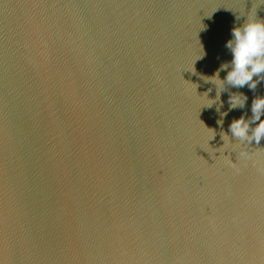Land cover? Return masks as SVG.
<instances>
[{
  "label": "water",
  "instance_id": "95a60500",
  "mask_svg": "<svg viewBox=\"0 0 264 264\" xmlns=\"http://www.w3.org/2000/svg\"><path fill=\"white\" fill-rule=\"evenodd\" d=\"M252 10L0 0V264H264V138L228 132L264 80L204 79Z\"/></svg>",
  "mask_w": 264,
  "mask_h": 264
},
{
  "label": "clouds",
  "instance_id": "9594fccd",
  "mask_svg": "<svg viewBox=\"0 0 264 264\" xmlns=\"http://www.w3.org/2000/svg\"><path fill=\"white\" fill-rule=\"evenodd\" d=\"M260 3H264V0H260ZM225 46L231 53V60L222 63L213 76L204 77L206 82L217 86L215 99L219 98V93L224 89L225 84L235 88H243L247 85L250 90L255 91L258 83L264 80V20L258 19L255 10H252L242 25L232 29L231 39L226 42ZM220 71L227 73L224 80L219 78ZM206 99L209 103L205 105L211 107L214 100L208 99L207 94ZM247 99L248 97L242 93L230 94L229 110L244 109ZM219 111L218 106L217 112ZM251 112V117L246 118L245 115H241L229 124L228 132L242 145H251L253 141L259 144L264 138V119H261V116L264 115V96L254 97ZM227 115V111L220 113L221 119L217 123L222 125L223 117ZM221 138L224 145L226 142H230L228 133L221 132ZM240 155L247 157L248 153L242 151Z\"/></svg>",
  "mask_w": 264,
  "mask_h": 264
}]
</instances>
